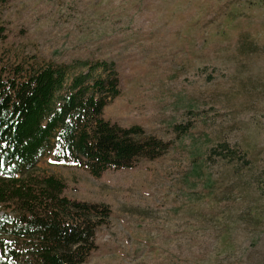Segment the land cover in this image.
I'll list each match as a JSON object with an SVG mask.
<instances>
[{
	"label": "rangeland",
	"instance_id": "obj_1",
	"mask_svg": "<svg viewBox=\"0 0 264 264\" xmlns=\"http://www.w3.org/2000/svg\"><path fill=\"white\" fill-rule=\"evenodd\" d=\"M0 26V70L110 61L119 94L103 117L168 143L99 176L39 159L35 174L62 180V195L110 208L82 264H242L246 248L264 251V0H0Z\"/></svg>",
	"mask_w": 264,
	"mask_h": 264
},
{
	"label": "trees",
	"instance_id": "obj_2",
	"mask_svg": "<svg viewBox=\"0 0 264 264\" xmlns=\"http://www.w3.org/2000/svg\"><path fill=\"white\" fill-rule=\"evenodd\" d=\"M3 31L0 26V39ZM118 84L107 60L85 70L22 62L0 70V204L6 206L0 264H82L96 247V229L110 216L107 204L69 199L62 180L35 174L42 156L55 153L99 176L167 150L166 141L140 125L124 127L103 117ZM247 249L242 264H264V251L256 256Z\"/></svg>",
	"mask_w": 264,
	"mask_h": 264
}]
</instances>
